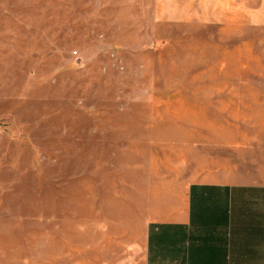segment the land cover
<instances>
[{
	"label": "rangeland",
	"instance_id": "1",
	"mask_svg": "<svg viewBox=\"0 0 264 264\" xmlns=\"http://www.w3.org/2000/svg\"><path fill=\"white\" fill-rule=\"evenodd\" d=\"M256 90L264 0H0V264H76V199L144 167L254 178Z\"/></svg>",
	"mask_w": 264,
	"mask_h": 264
},
{
	"label": "crops",
	"instance_id": "2",
	"mask_svg": "<svg viewBox=\"0 0 264 264\" xmlns=\"http://www.w3.org/2000/svg\"><path fill=\"white\" fill-rule=\"evenodd\" d=\"M254 92L261 107L264 91ZM261 119L250 148L263 160L250 180H189L144 167L121 195L76 199V264H264Z\"/></svg>",
	"mask_w": 264,
	"mask_h": 264
}]
</instances>
